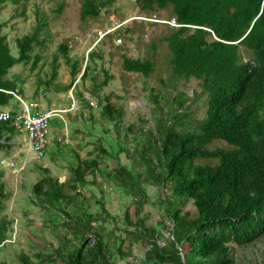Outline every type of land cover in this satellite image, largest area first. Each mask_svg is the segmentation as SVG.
<instances>
[{"label": "trees", "instance_id": "trees-1", "mask_svg": "<svg viewBox=\"0 0 264 264\" xmlns=\"http://www.w3.org/2000/svg\"><path fill=\"white\" fill-rule=\"evenodd\" d=\"M134 2L143 13L167 9L169 18L175 19L178 26L167 25L168 32L161 37L170 54L169 79L173 82L180 78L198 80L197 94L205 98L206 104L205 117L190 127L188 112L184 110L188 97L183 93L173 96L169 100L170 109L165 112L170 113L169 116L164 122L158 121L156 136L150 130L147 132L150 138L139 156L134 155V149L130 153L118 134L109 138L118 145L110 153L115 160L112 180L123 191L133 193L134 202L139 204L136 215L147 197L141 182L150 181L160 186L164 193L159 203L166 216H159L163 221L153 225L161 228L164 221H170L168 235L171 238L166 236L165 243L160 245L157 238H162L161 231L145 223L143 230L136 231L144 216L133 222V230L125 227L123 234L115 235L107 230L105 222L109 214L104 205H100V211L92 212L79 199L78 187L87 182L86 175L94 173L98 162L95 158L80 159L77 154V167L67 181L73 193L64 191L63 184L51 177L33 186V194L40 203L63 209L64 216L55 218L61 219L66 232H56L58 246L51 247V258L50 253H39L35 257L18 254L24 264L56 260L62 264H114V248L123 251L120 257H127L132 255V245L145 239L150 246L144 260L152 259L153 264H233L231 251L235 245L244 247L264 235V0ZM103 7L104 2L85 0L80 10L82 20L97 17ZM58 8H62L60 3ZM4 23L0 21V110L12 100L17 101L8 91L17 90L23 95L22 87L8 74L14 65L29 60L37 35L17 38L18 54L14 55L2 33ZM60 49L63 54L68 51L66 44L60 45ZM91 55L99 58L97 52ZM38 58L36 55L32 69ZM65 61L70 64L72 76L80 72L78 61L71 62L69 58ZM87 62L80 79L88 77ZM122 68L145 76L155 69L148 59L126 55L122 56ZM55 74L54 70L50 80ZM108 79L105 76L98 87L106 85ZM69 88L70 84L65 87ZM76 95L85 101L81 92ZM104 113L108 122L117 126L123 109L114 108L107 101ZM127 129L132 130L133 124ZM139 129L145 132L142 127ZM18 131L23 132L15 128L12 117L0 120V155H9ZM133 140L139 142L134 136ZM216 142L224 145H216ZM94 149L109 154L100 145H95ZM122 151L127 162L119 161ZM2 173L0 169V244L13 229L12 220L4 213L8 192ZM112 173L107 174L112 176ZM43 182L48 185L44 187ZM62 199L69 205L65 206ZM189 203L194 211L185 209ZM70 205L74 206L73 210H66ZM104 213L106 216H102ZM97 221L101 223L96 224ZM51 225L56 229L59 223L51 220ZM113 237L119 242L113 241ZM125 240L129 242L126 251L122 248ZM2 247L3 244L0 250ZM0 264L7 263L0 261Z\"/></svg>", "mask_w": 264, "mask_h": 264}, {"label": "rangeland", "instance_id": "rangeland-1", "mask_svg": "<svg viewBox=\"0 0 264 264\" xmlns=\"http://www.w3.org/2000/svg\"><path fill=\"white\" fill-rule=\"evenodd\" d=\"M84 2L85 0L0 2V21L5 22L2 33L14 55L18 54L17 38L37 33L31 57L27 62L14 65L8 77L19 83L26 101L37 102L40 109L53 107L60 110L50 118L49 144L42 159L36 158L35 153L28 150L27 136L20 131L15 133L14 146L9 155L1 152L0 169L8 192L4 213L12 220L13 227L8 233V239L0 244H3L0 261L7 264H24L18 258L20 253L31 257L39 253H50L51 258V247L58 246L56 232H66L61 219L55 218L56 215L64 216L63 209L56 210L54 206L40 203L33 194V186L38 181L51 177L63 184L64 191L73 193L67 186V181H70L73 169L77 167V154L80 159L95 158L98 162L94 173L88 172L86 175L87 182L78 187L81 194L78 197L92 212L100 211V205H104L109 214L106 216V212L102 215L108 218L105 222L107 230L115 235L123 234L125 227L133 230V222L144 216L143 223L136 231L143 230L145 223L148 227L155 226L161 231L162 238H157L160 245L165 243L163 238L166 236L171 238L168 235V229L172 225L170 221H164L165 229L164 226L160 228L153 225L157 221H163L159 216H166L159 203L164 193L160 186L150 181L141 182L147 197L146 203L136 215L135 210L139 204L134 202L133 193L123 191L112 180L115 160L110 153L118 145L115 141L110 142L109 138L118 134L130 153L134 149V155L139 156L142 146L150 138L147 132L150 130L156 136L158 121L162 119L164 122L170 114L165 113L170 109L169 100L179 93L188 97L187 108L184 110L188 112L192 127L205 117V98L197 94L200 90L199 81L195 78H180L174 82L169 79L170 54L166 43L161 39L169 29L165 21L170 17L167 9L152 14L143 13L138 10L134 0H98L105 3L99 15L82 20L80 10ZM59 3L62 8H58ZM105 32L109 33L99 40ZM95 41L98 43L93 47ZM62 44L68 47L66 54L60 49ZM88 50V77L79 79L72 92H69L65 87L69 84L72 86L80 73L72 76L70 64L65 60L69 58L71 62L78 61L82 69ZM92 52H97L99 58L92 56ZM36 55L39 58L32 69ZM123 55L150 60L154 64V72L145 76L123 70ZM54 70L56 74L50 80ZM105 76L109 77L107 84L98 87ZM78 92L83 94L85 101L76 95ZM72 97L78 100V107L73 111H65ZM107 101L112 107L123 109L122 120L117 126L106 119L104 105ZM3 109L21 108L19 102L12 100ZM129 124H133L130 131L127 129ZM141 127L146 133L140 131ZM133 136L138 138V143L133 140ZM95 145L108 150L109 154H104L102 149L95 150ZM216 145L222 146L224 143L216 142ZM119 161H128L124 151L120 153ZM110 169L112 170L109 171ZM92 180L93 184L90 183ZM47 185L48 183L43 182L44 187ZM62 202L65 206L69 205L67 200L62 199ZM63 204L60 207H64ZM73 208L70 205L66 210L71 211ZM185 209L194 211V206L189 203ZM51 220L59 223L56 229L52 228ZM100 221L96 224H100ZM112 239L119 242L114 237ZM149 246V240H140L132 245V255L123 258L119 256L123 251L114 248L112 261L114 264H153L152 259L144 260ZM122 248L124 251L129 249L128 240L124 241ZM231 256L233 264H264V235L244 247L235 245ZM49 262L44 264H62L60 260ZM33 263L39 264L36 261Z\"/></svg>", "mask_w": 264, "mask_h": 264}, {"label": "built area", "instance_id": "built-area-1", "mask_svg": "<svg viewBox=\"0 0 264 264\" xmlns=\"http://www.w3.org/2000/svg\"><path fill=\"white\" fill-rule=\"evenodd\" d=\"M169 23L176 25L174 19L169 21ZM118 41L120 40L118 39ZM8 92L15 96L20 103L21 109L0 111V120H8L12 117L15 127L27 133L29 149L35 153L36 158H43L49 144L48 133L50 118L57 115L60 110L52 107L40 109L38 108L39 104L37 102L26 101L23 95L18 93L17 90ZM77 107L78 100L72 97L70 106L66 110H76Z\"/></svg>", "mask_w": 264, "mask_h": 264}, {"label": "clouds", "instance_id": "clouds-1", "mask_svg": "<svg viewBox=\"0 0 264 264\" xmlns=\"http://www.w3.org/2000/svg\"><path fill=\"white\" fill-rule=\"evenodd\" d=\"M172 19H174V18H169L168 20H165L166 21V23L168 24V25H171V26H178V24H176V25H172V24H170L169 23V21H171ZM175 20V19H174ZM176 23V22H175ZM107 33H109V32H105L103 35H101V37L99 38V40L103 37V36H105ZM74 38H76V37H74ZM98 40V41H99ZM98 41H95V43L93 44V47L98 43ZM92 49L90 48V51H91ZM88 52H89V50L87 51V55H85L86 57H85V61H84V65H85V63L87 62L86 60H87V56H88ZM83 69H84V66L82 67V69L80 70V72H78V73H80L79 74V76H78V78H77V80H75L73 83H72V86L70 85V88L68 89L69 90V92H72V90L74 89V86L76 85V83L78 82V80L80 79V76H81V74H82V72H83ZM77 73V74H78ZM69 106H70V104H69ZM49 108V107H48ZM53 108V107H52ZM68 109V108H67ZM65 111H68V110H65ZM69 111H73V110H69ZM60 111H58V113H59ZM39 159V158H38ZM40 159H42V158H40Z\"/></svg>", "mask_w": 264, "mask_h": 264}, {"label": "bare ground", "instance_id": "bare-ground-1", "mask_svg": "<svg viewBox=\"0 0 264 264\" xmlns=\"http://www.w3.org/2000/svg\"><path fill=\"white\" fill-rule=\"evenodd\" d=\"M8 93H10V92H8ZM10 94H12V93H10ZM13 95V94H12ZM14 96V95H13ZM15 97V96H14ZM3 110H6V109H1L0 111H3ZM1 121H3V120H1ZM16 128V127H15ZM17 130H19L18 128H16ZM23 133L27 136V133L26 132H24L23 131ZM27 142V141H26ZM27 146H28V144H27Z\"/></svg>", "mask_w": 264, "mask_h": 264}, {"label": "crops", "instance_id": "crops-1", "mask_svg": "<svg viewBox=\"0 0 264 264\" xmlns=\"http://www.w3.org/2000/svg\"><path fill=\"white\" fill-rule=\"evenodd\" d=\"M28 147V146H27ZM28 150L31 152V153H34L33 151H31V149H29V147H28Z\"/></svg>", "mask_w": 264, "mask_h": 264}]
</instances>
